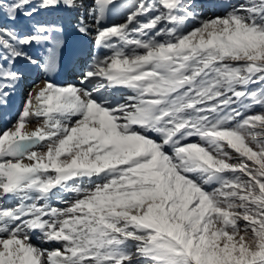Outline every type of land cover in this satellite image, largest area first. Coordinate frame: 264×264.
<instances>
[{
	"label": "snow or ice",
	"instance_id": "obj_1",
	"mask_svg": "<svg viewBox=\"0 0 264 264\" xmlns=\"http://www.w3.org/2000/svg\"><path fill=\"white\" fill-rule=\"evenodd\" d=\"M207 6L0 0V264H264V0Z\"/></svg>",
	"mask_w": 264,
	"mask_h": 264
},
{
	"label": "rangeland",
	"instance_id": "obj_2",
	"mask_svg": "<svg viewBox=\"0 0 264 264\" xmlns=\"http://www.w3.org/2000/svg\"><path fill=\"white\" fill-rule=\"evenodd\" d=\"M208 2H209V0H197V3L202 6L200 8L201 12H203L205 15H211L213 12L218 13L220 11L219 8H217V9L216 8L215 9L209 8L207 6ZM25 71H26L27 75H26L24 82L26 81L29 84L24 86L25 90H24L23 94H21V88H20V91H18V94L20 95V97H18V98L14 97V98H16V100L12 98V100H11V101H13V103L11 104L12 112H15L17 110L23 95L26 93L27 89L31 86V84L33 82L39 80V81H41V85H42V82L45 79V76L42 73V71L36 67L25 66ZM67 74L69 75L70 79H67ZM56 75H58V76L62 75L64 77H66L67 80H65V82H76L78 80V76H79L78 66L75 68H71L70 70H67L66 72H63V68L61 67V69L59 70L58 73H56ZM22 84H23V82H22ZM9 109H10V105H9V108L7 109V116H9V113H10ZM5 119H6V117L3 114V111L0 110V121L6 122ZM61 196L65 199L69 198L68 194H61Z\"/></svg>",
	"mask_w": 264,
	"mask_h": 264
},
{
	"label": "bare ground",
	"instance_id": "obj_3",
	"mask_svg": "<svg viewBox=\"0 0 264 264\" xmlns=\"http://www.w3.org/2000/svg\"><path fill=\"white\" fill-rule=\"evenodd\" d=\"M216 9H217V8H216ZM56 15H60V16L65 17L66 21H67L68 19H70V18L73 16V14H71V13L52 14V13H43V12H42V13H40L36 18H37V19H54ZM111 19H113V20H117V19H119V16H118V15H114L113 17H111ZM21 22H22V23H27V21L24 20L23 17H21ZM69 33H72V32L69 30ZM72 34H73V33H72ZM73 35H74V34H73ZM83 43H85V44H90V40H89V41H83ZM32 51L35 52V51H38V49L33 48ZM67 60H68V59H67ZM20 66L25 68L24 65H20ZM66 66H67L66 63L63 61V62H62V66H61V67L64 69L63 72H66V70H67V67H66ZM65 67H66V68H65ZM67 76H68V74H67ZM52 78L55 79V81H60V80H62V82H65V80H63V76H56V74H54V75L52 76ZM27 84H29V83L26 82V81H25V82L23 81V84H21V86H20V88H21V94L24 93V90H25L24 86L27 85ZM20 88L17 90L16 94H14V96L12 97L13 99L16 100V98H14V97H17V98L20 97V95L18 94V91H20ZM10 104H12V101L10 102ZM14 114H15V113H14ZM0 128H3V124H2L1 122H0Z\"/></svg>",
	"mask_w": 264,
	"mask_h": 264
}]
</instances>
